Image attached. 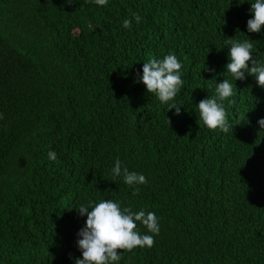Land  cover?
Segmentation results:
<instances>
[{"label":"trees","instance_id":"16d2710c","mask_svg":"<svg viewBox=\"0 0 264 264\" xmlns=\"http://www.w3.org/2000/svg\"><path fill=\"white\" fill-rule=\"evenodd\" d=\"M252 2L0 0V264H75V208L101 200L158 218L154 246L118 264H264V87L225 73L227 38L264 59ZM170 53L183 86L165 104L138 81ZM213 79L233 85V132L199 121ZM117 157L148 182H113Z\"/></svg>","mask_w":264,"mask_h":264},{"label":"clouds","instance_id":"9594fccd","mask_svg":"<svg viewBox=\"0 0 264 264\" xmlns=\"http://www.w3.org/2000/svg\"><path fill=\"white\" fill-rule=\"evenodd\" d=\"M72 3L73 0H67ZM97 5L107 6L108 0H94ZM253 18L247 22L249 32L260 33L264 28V0H254L251 3ZM133 17L139 23L142 17L134 13ZM123 27H131L132 20L125 19ZM238 31V30H237ZM252 40L238 41L227 38L224 43L230 45V62L226 65V72L231 74L235 81L244 80L245 72L254 75L259 86L264 87V59L253 57ZM251 63V66H250ZM183 65L173 53L163 59H150L143 63V75L138 82L146 85L150 94H155L161 103L167 104L173 101L183 86L181 69ZM216 84L215 95L201 100L198 104L199 121L211 130L220 129L224 133L233 132V125L227 119L224 101L235 104V100L229 98L234 95L233 85L228 79ZM182 106L172 104L169 108L176 109L180 113ZM3 115L0 114V119ZM264 129V119L258 121ZM198 135V134H197ZM48 159L55 161V151L48 152ZM113 182L118 177H123L125 184L129 186L146 184L148 181L143 174L130 172L126 166H122L119 157L116 158L114 167L111 169ZM138 194V189L133 195ZM80 216H86L85 226L78 232L77 245L82 253V258H75V264H118L122 252H131L135 248H151L155 244L154 236L160 232L159 222L154 212L140 210L133 212L130 207L121 208V204L112 200H101L98 203L89 202L80 204L75 208ZM137 222L144 225L149 233L141 234L137 228Z\"/></svg>","mask_w":264,"mask_h":264}]
</instances>
